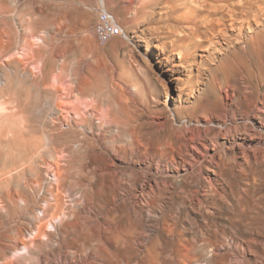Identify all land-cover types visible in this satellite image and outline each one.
Here are the masks:
<instances>
[{
	"label": "rangeland",
	"instance_id": "374dc122",
	"mask_svg": "<svg viewBox=\"0 0 264 264\" xmlns=\"http://www.w3.org/2000/svg\"><path fill=\"white\" fill-rule=\"evenodd\" d=\"M161 1L0 0V264H153L208 233L223 246L197 243L204 264H264V124L228 119L237 110L212 86H241L247 57L234 38L224 52L202 53L203 30L182 24V35L192 29L199 40L181 46L180 62L179 43L163 38L174 22H161ZM103 8L123 37L98 41ZM180 64L201 71L204 86L192 97L177 92ZM182 125L228 138L217 152L237 191L197 208L174 199L179 178L163 175L172 195L151 198L152 216H140L131 133L157 145ZM244 184L250 191L239 192Z\"/></svg>",
	"mask_w": 264,
	"mask_h": 264
},
{
	"label": "bare ground",
	"instance_id": "6f19581e",
	"mask_svg": "<svg viewBox=\"0 0 264 264\" xmlns=\"http://www.w3.org/2000/svg\"><path fill=\"white\" fill-rule=\"evenodd\" d=\"M162 1L161 2L163 3V5L160 9V16H159L160 19H162L161 22L162 21L167 22L169 20L174 22V28H168L166 31H162L165 32L163 33L164 35L163 38L165 37L169 39L168 43L172 45L176 44V42L179 43V45L177 46H178V57L180 59L179 60L180 62H183V60L186 59L185 56L186 53H184L185 49L181 46L184 45V43H188L191 39H195L196 37H199L198 36L199 34L197 33L195 34V31L194 32L191 31L192 29L189 30L190 33L187 32L189 33V35L186 36L185 34L182 35L181 31L179 32L178 29H176L179 28V26L182 24H184L185 26L193 25V27L195 25L200 26V29L203 30L205 38H203L204 41H201V43L199 44L204 48L202 49V53H207V55L218 54L217 52L220 51L222 52L224 50V49L222 50L223 48L222 42L225 41L226 38H234L229 43H234L238 49V52L243 53L247 57V61L249 63V65H246L242 73L239 75V82H241V86L236 85L235 82L221 84L216 80L212 81V86L220 94L222 100L230 101V103L226 102L227 104L230 105L227 108L228 110L234 108H236L237 110L235 113L228 114V119L235 118L236 114L241 118H244L248 115L249 116L253 115L261 124H264V92H263L264 90V0H162ZM155 3L156 2H154V5ZM149 15H151V13ZM141 18L143 17L139 15L136 18V20L139 21V19ZM196 42L194 43L197 44L199 48L200 45L198 44V42L197 43ZM192 44L193 43H191V45ZM160 47L161 46L158 43L154 44L155 49L158 50ZM180 66L184 68L180 73L182 77L177 78L175 80L177 84V92L179 93V95L183 94L186 97H192L201 90L200 89L201 86H204L201 71H199V69L195 71L194 70L195 68H193L192 66L185 67L183 66V64H180ZM241 108L243 109V111H241ZM207 131L209 132V130H202L199 129L198 127H193V129H191L188 126L182 125L180 127L179 136L176 135L177 137L175 138H167V140H165L164 142H160L157 145H155L151 141H145L141 139L138 133H134V132L131 133L132 147L130 148V156L133 158L132 160L133 163L139 166L138 168L140 169V171L136 174L138 175V178L140 180V184H139L140 188L144 191L145 194V198H143V201L141 200L142 202H138L141 204L140 207L138 208L139 211L138 213L140 216L145 215L147 218L148 217L150 218L152 216L150 210L148 209V206L151 205L153 201L150 200L151 198H154L155 201H158L161 195L163 197H166V195H169V193L172 195L171 191H173L174 188L171 182L168 180L172 177L179 178L178 185L180 187L179 188L180 190L179 189L177 190L181 191L179 192V194H176L177 192H174L173 196L176 194L174 196L176 198L174 199H178L180 201L183 200V202L191 201L194 203V205L197 208L202 207L203 203L215 204L216 203L214 202L215 199L218 198L222 200L223 198L222 195L227 197L228 194L233 193L235 183L232 181L231 176H226L225 174L226 170L230 166L229 164L230 161L228 163L225 160L222 161L217 152L218 149H224L223 146H225L226 143L228 142L227 140L228 138H226V141L220 143L218 137L216 136L208 137ZM153 132L157 135L161 132V128L158 122H155V129ZM135 154L136 156L133 157ZM151 170H153V174L149 173L151 172ZM163 175H165L168 179L162 180L161 176ZM250 188H251L250 184H244L243 188L239 187L238 189L239 192H247L248 190L250 191ZM166 198H168L169 200L168 196ZM172 202H174V200ZM178 206L180 207L179 204ZM216 206L219 207L220 205L216 204ZM156 216L159 215H154L153 218H155ZM169 225L167 226L164 224L163 230L165 232H173L171 228H169ZM203 230L205 229L203 228ZM167 236L169 235L167 234ZM174 238L172 237V239ZM197 243L201 245L203 244L204 246L208 245L210 247L211 246L214 247L216 246L217 242H216V238L212 236V234L209 235V233L206 234V236L202 234L201 238L197 240L196 243L178 242L177 251L176 253H171L169 255V260L167 259L166 261L163 262L156 260L153 261V264H204L203 261H200V257L197 255L199 251H202V249H200L201 247H199ZM221 245H218L216 247L220 249ZM220 253L222 252L220 251ZM147 254L149 253L147 252Z\"/></svg>",
	"mask_w": 264,
	"mask_h": 264
},
{
	"label": "built area",
	"instance_id": "2783aa9c",
	"mask_svg": "<svg viewBox=\"0 0 264 264\" xmlns=\"http://www.w3.org/2000/svg\"><path fill=\"white\" fill-rule=\"evenodd\" d=\"M95 33L98 41L103 43L112 38L124 36V31L117 24L115 18L104 8L99 13Z\"/></svg>",
	"mask_w": 264,
	"mask_h": 264
}]
</instances>
